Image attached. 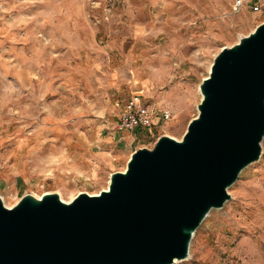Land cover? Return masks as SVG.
<instances>
[{
    "label": "rangeland",
    "instance_id": "obj_1",
    "mask_svg": "<svg viewBox=\"0 0 264 264\" xmlns=\"http://www.w3.org/2000/svg\"><path fill=\"white\" fill-rule=\"evenodd\" d=\"M237 0H0V195L97 194L139 148L182 139L216 55L264 22ZM172 120L118 133L135 92ZM120 103L119 105L117 103ZM175 264H264V141Z\"/></svg>",
    "mask_w": 264,
    "mask_h": 264
},
{
    "label": "water",
    "instance_id": "obj_2",
    "mask_svg": "<svg viewBox=\"0 0 264 264\" xmlns=\"http://www.w3.org/2000/svg\"><path fill=\"white\" fill-rule=\"evenodd\" d=\"M182 139L139 148L97 194L0 195V264H175L264 141V22L224 47Z\"/></svg>",
    "mask_w": 264,
    "mask_h": 264
},
{
    "label": "built area",
    "instance_id": "obj_3",
    "mask_svg": "<svg viewBox=\"0 0 264 264\" xmlns=\"http://www.w3.org/2000/svg\"><path fill=\"white\" fill-rule=\"evenodd\" d=\"M249 6L254 13H260L264 9V0H237L233 7L236 14L245 6ZM116 129L119 132L136 133L140 136L153 134L156 128L163 127L172 120L169 111L159 109L154 103L149 102L141 92H135L127 99L119 112Z\"/></svg>",
    "mask_w": 264,
    "mask_h": 264
},
{
    "label": "crops",
    "instance_id": "obj_4",
    "mask_svg": "<svg viewBox=\"0 0 264 264\" xmlns=\"http://www.w3.org/2000/svg\"><path fill=\"white\" fill-rule=\"evenodd\" d=\"M144 91H141V93H143ZM129 98V97H128ZM127 98V99H128ZM127 99H125V100H123V101H121L120 103H121V106H120V110H119V112L121 111V109H122V106L125 104V102L127 101ZM119 102L117 103L118 105L120 104ZM152 103V102H151ZM156 106H157V104L156 103H154ZM118 116H119V114H118ZM118 119H119V117H118ZM118 122V121H117ZM117 124V123H116ZM115 128H116V126H115ZM117 130V129H116ZM117 132L118 133H123V132H119L118 130H117ZM136 133H138V132H136ZM136 133H134L135 135H136Z\"/></svg>",
    "mask_w": 264,
    "mask_h": 264
},
{
    "label": "bare ground",
    "instance_id": "obj_5",
    "mask_svg": "<svg viewBox=\"0 0 264 264\" xmlns=\"http://www.w3.org/2000/svg\"><path fill=\"white\" fill-rule=\"evenodd\" d=\"M126 169V168H125ZM64 199V198H63ZM65 200V199H64ZM5 203V202H4ZM6 205V204H5ZM7 206V205H6ZM8 207V206H7ZM12 207V206H11Z\"/></svg>",
    "mask_w": 264,
    "mask_h": 264
}]
</instances>
